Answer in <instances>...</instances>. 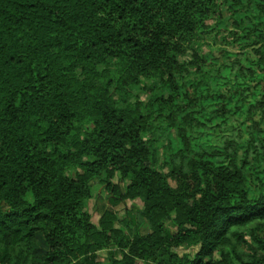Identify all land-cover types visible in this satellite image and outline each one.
<instances>
[{
    "label": "trees",
    "instance_id": "trees-1",
    "mask_svg": "<svg viewBox=\"0 0 264 264\" xmlns=\"http://www.w3.org/2000/svg\"><path fill=\"white\" fill-rule=\"evenodd\" d=\"M0 264H264V0H0Z\"/></svg>",
    "mask_w": 264,
    "mask_h": 264
},
{
    "label": "rangeland",
    "instance_id": "rangeland-1",
    "mask_svg": "<svg viewBox=\"0 0 264 264\" xmlns=\"http://www.w3.org/2000/svg\"><path fill=\"white\" fill-rule=\"evenodd\" d=\"M148 85H153L152 82H149ZM116 181L117 178L115 179ZM122 188H124L123 184ZM92 186L94 189V198L90 199L89 201L86 202V210L92 215V220L95 224L99 223V220L102 216V214L104 213L105 209L107 208V200H105L106 193H103V196H99V192H103V188L100 190L99 189V183L98 182H92ZM136 205L137 208L141 209L143 207V203L139 200L132 202H128L127 204H121L119 206H117L115 208V210L118 213L119 219L120 220H124L126 217H129L130 219L132 218L134 220L135 215L139 212V209H133L132 206ZM132 210L131 215L128 216V214H126L127 210ZM151 232L150 226L148 225V223H144L141 227V233L142 234H147ZM199 249V246H191V247H184L181 248L179 250L180 255H193L194 253H196Z\"/></svg>",
    "mask_w": 264,
    "mask_h": 264
}]
</instances>
